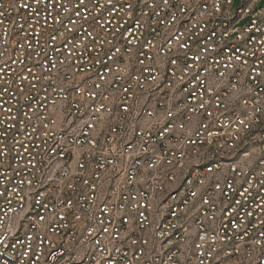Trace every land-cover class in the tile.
I'll return each instance as SVG.
<instances>
[{"label": "built area", "instance_id": "1", "mask_svg": "<svg viewBox=\"0 0 264 264\" xmlns=\"http://www.w3.org/2000/svg\"><path fill=\"white\" fill-rule=\"evenodd\" d=\"M257 2L0 0V264H264Z\"/></svg>", "mask_w": 264, "mask_h": 264}, {"label": "rangeland", "instance_id": "2", "mask_svg": "<svg viewBox=\"0 0 264 264\" xmlns=\"http://www.w3.org/2000/svg\"><path fill=\"white\" fill-rule=\"evenodd\" d=\"M238 3H239V0H234L232 8H235L238 5ZM262 6H264V0H258L256 7L259 8V7H262ZM244 21H242L241 23H243Z\"/></svg>", "mask_w": 264, "mask_h": 264}]
</instances>
